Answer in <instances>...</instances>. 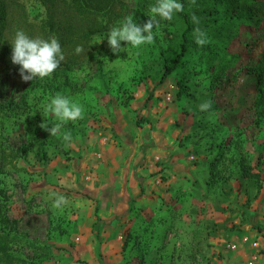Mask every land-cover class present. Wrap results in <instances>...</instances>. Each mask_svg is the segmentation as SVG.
<instances>
[{
  "label": "rangeland",
  "instance_id": "1",
  "mask_svg": "<svg viewBox=\"0 0 264 264\" xmlns=\"http://www.w3.org/2000/svg\"><path fill=\"white\" fill-rule=\"evenodd\" d=\"M188 1L209 42L193 35L183 67L164 76L176 13L152 44L122 41L114 54L107 43L156 0H0L11 52L17 30L74 33L44 79L0 61V264H264V0ZM56 93L85 108L61 130L69 147L40 127L56 120L43 109ZM51 192L68 200L62 210Z\"/></svg>",
  "mask_w": 264,
  "mask_h": 264
},
{
  "label": "clouds",
  "instance_id": "2",
  "mask_svg": "<svg viewBox=\"0 0 264 264\" xmlns=\"http://www.w3.org/2000/svg\"><path fill=\"white\" fill-rule=\"evenodd\" d=\"M182 11L183 5L179 0H156L155 4L149 6V19L142 25L136 23L132 15L124 17L118 26L111 27L107 33V43L112 53L118 54L126 51V48L121 47L122 41L134 48H139L144 44H152L155 40L153 30L161 27L160 21H170L174 13ZM192 22L196 25L200 23L199 18L194 14ZM193 35L196 44L199 46H204L209 42L206 33L199 27L193 30ZM103 38L96 40L94 43L102 42ZM11 45V61L13 64L20 66L19 75L23 81L49 77L65 59L56 36L47 39L39 36L32 38L23 30H17ZM82 52H84L83 46L77 45L75 53L81 54ZM105 59L107 60V58ZM211 107L212 102L208 100L199 105L201 111L209 110ZM43 109L45 113L54 115L56 120L50 128L45 121L40 124V127L48 131L50 136H60L65 147L71 146L73 142L71 131L62 132L61 130L69 121L75 122L84 118L85 108L83 105L70 96L56 93L47 98ZM49 198H54L52 204L54 209L62 210L63 206L68 204L66 197L56 192L49 193Z\"/></svg>",
  "mask_w": 264,
  "mask_h": 264
},
{
  "label": "trees",
  "instance_id": "3",
  "mask_svg": "<svg viewBox=\"0 0 264 264\" xmlns=\"http://www.w3.org/2000/svg\"><path fill=\"white\" fill-rule=\"evenodd\" d=\"M179 2L183 5V11L176 13L177 17L182 23V29L179 33L178 39L175 43V49L173 51V56L170 59L168 56L162 55L163 56V75H169L173 73L175 70L183 67L185 64V55L188 51V49L191 46V38L193 36V30L196 28L195 24L192 22V11L191 8H189V1L188 0H179ZM4 3V2H3ZM4 5H0V13L3 17L6 15V10H4ZM242 20V17L238 16ZM43 26L40 27L41 30L46 31V35L49 36L51 33L56 32L55 24L54 21L52 20L51 16L48 14L46 20L42 23ZM71 25V24H70ZM64 25L62 27V33L63 36L60 38V45L63 49L65 46L69 44L68 38L73 35V26L71 25ZM45 28V30H44ZM47 36V37H48ZM11 51L8 47L0 45V61L3 62L8 68H13L16 65L12 63L11 61ZM5 240V239H4ZM3 239L1 240L2 243L4 241Z\"/></svg>",
  "mask_w": 264,
  "mask_h": 264
},
{
  "label": "built area",
  "instance_id": "4",
  "mask_svg": "<svg viewBox=\"0 0 264 264\" xmlns=\"http://www.w3.org/2000/svg\"><path fill=\"white\" fill-rule=\"evenodd\" d=\"M250 264H257L254 260L250 262Z\"/></svg>",
  "mask_w": 264,
  "mask_h": 264
}]
</instances>
